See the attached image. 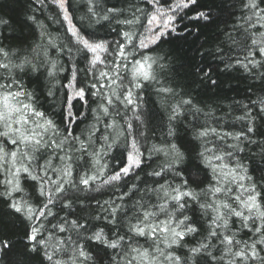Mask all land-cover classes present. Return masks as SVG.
I'll use <instances>...</instances> for the list:
<instances>
[{"label": "clouds", "instance_id": "1", "mask_svg": "<svg viewBox=\"0 0 264 264\" xmlns=\"http://www.w3.org/2000/svg\"><path fill=\"white\" fill-rule=\"evenodd\" d=\"M198 2L0 12V201L33 264H264V0Z\"/></svg>", "mask_w": 264, "mask_h": 264}, {"label": "trees", "instance_id": "2", "mask_svg": "<svg viewBox=\"0 0 264 264\" xmlns=\"http://www.w3.org/2000/svg\"><path fill=\"white\" fill-rule=\"evenodd\" d=\"M224 0H199L197 5H193L191 8L186 9V13L191 15L198 7H208V8H221L222 12H227V9L223 7ZM26 6V0H0V12L12 16L14 19L19 20L22 12ZM51 7V6H50ZM230 18V17H225ZM200 21H187L184 27H187L189 24L197 25L200 24ZM215 32V27L213 25H208L202 28V34H205L209 37H212ZM112 35H115L113 33ZM191 34H189L190 36ZM197 38L189 39L188 36L173 39L172 44L175 48H178L180 52L187 58V62L195 64V53L192 51L196 46ZM205 67L212 66L209 59L203 61ZM213 71H216L215 67ZM203 70V69H202ZM225 79H228L226 77ZM235 91V90H233ZM240 93L237 92V95ZM46 214V211H45ZM35 219V217H33ZM43 220V218H41ZM56 217L49 219L48 224L55 222ZM55 231V229H52ZM27 227L21 218L19 213H13L9 210L5 203L0 201V246L4 243H8L10 248L4 249V254L8 256L7 264H33L32 260L25 256V250L28 247L25 238L27 237ZM37 239L39 235L37 234Z\"/></svg>", "mask_w": 264, "mask_h": 264}, {"label": "snow or ice", "instance_id": "3", "mask_svg": "<svg viewBox=\"0 0 264 264\" xmlns=\"http://www.w3.org/2000/svg\"><path fill=\"white\" fill-rule=\"evenodd\" d=\"M71 6V5H70ZM155 19H159L158 17H156ZM84 43H85V45L87 46L88 45V41H84ZM97 48H99V45H95V46H93V50L95 51ZM97 55H98V57H99V53H97ZM80 94H82V93H77V95H80ZM134 159V158H133ZM29 211H31V210H29ZM46 211V210H45ZM45 214V212H42L41 213V218H43V215ZM38 237H37V235H36V233H35V231L32 233V236H31V239L34 241L35 239H37Z\"/></svg>", "mask_w": 264, "mask_h": 264}]
</instances>
